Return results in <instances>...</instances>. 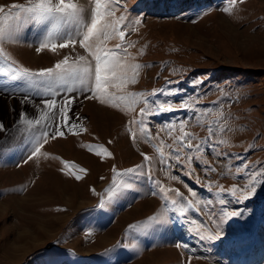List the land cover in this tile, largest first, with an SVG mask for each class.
<instances>
[{
    "label": "rangeland",
    "instance_id": "obj_1",
    "mask_svg": "<svg viewBox=\"0 0 264 264\" xmlns=\"http://www.w3.org/2000/svg\"><path fill=\"white\" fill-rule=\"evenodd\" d=\"M73 2L89 22L92 0ZM28 3L0 0V16L18 11L14 4ZM125 7L130 20H141L130 26L126 37V45L133 44L127 48L134 58L130 62L148 67L139 71L136 83L108 92L143 96L131 108L123 101L112 107L86 99L91 93H80L76 86L70 93L77 99L69 115L81 118L76 121L81 130L48 139L27 163L23 161L47 123H35L42 100H60L64 93H37L23 84L18 88L15 83L20 82L0 75V264H189V257L190 264H264V177L252 184L254 195L240 199L251 191L249 174L264 170V0H237L234 6L229 0H126L109 19L119 18ZM228 7L233 8L231 14L224 11ZM52 27L47 21L25 24L18 41L0 47L14 66L30 71L54 67L65 57L69 64H83L78 57L84 56L94 66L78 41L53 51L51 44L61 41L52 40L37 52ZM74 28L69 22L60 31ZM117 43L109 40L106 47ZM25 94L31 98L25 100ZM145 99L175 109L143 117L151 126L152 142H145L140 131ZM194 110H199L201 122L190 121L184 129L196 137L193 145L209 136L213 122L223 131L216 132L201 153H192L194 170L187 166V152L165 169L153 144L168 158L173 138L182 133L178 127L170 132L166 122L191 117ZM21 113L33 124L23 123ZM87 145H103L107 151L97 156ZM142 153L151 159L144 161ZM138 165H145L142 174L123 178L128 187L118 178V190L109 198L105 190L112 185L113 166L122 171ZM209 166L215 171L205 173ZM149 172L165 189L179 190L194 207L183 219L167 213L172 216L167 223L130 230V225H146L150 218L166 214L161 194H151L156 185L148 179ZM77 175L82 178L77 180ZM234 185L236 197L229 194ZM168 195L179 199L175 191ZM220 199L226 203L220 205ZM222 208L241 215L223 223L215 241L201 240L197 232L216 233Z\"/></svg>",
    "mask_w": 264,
    "mask_h": 264
},
{
    "label": "snow or ice",
    "instance_id": "obj_2",
    "mask_svg": "<svg viewBox=\"0 0 264 264\" xmlns=\"http://www.w3.org/2000/svg\"><path fill=\"white\" fill-rule=\"evenodd\" d=\"M237 0H229L230 5H235ZM243 3V0H239ZM92 10L90 21L86 22L83 19L82 12L83 9L73 0H29L27 6L14 4L11 7L18 9L16 12H9L3 16H0V45L7 41H18V34L20 29L28 23L35 24L39 21H47L53 24L52 29L48 32L47 37L39 43L37 47V52H40L44 48L49 47V42L52 40L61 41L59 44L52 43L51 49L56 50L57 47L65 48L69 44L74 45L77 41L80 46L89 51L90 55L93 57L95 63L94 66L91 62L86 61L84 56H79L78 61L84 62L83 64L74 63L69 64L67 57L65 59L57 62L54 67L41 69L39 71H30L27 68H22L15 65V61L10 62V57L3 51L0 47V75L7 76L15 83L16 87L26 86L29 90L35 91L37 93L43 91L44 93H55L61 95V99H44L42 104L43 109H39L41 112L40 119L36 120L35 123L40 125L42 122L46 121L43 126L45 130L36 137L35 147L31 153L23 161L27 163L37 154L41 152L43 143H46L48 139H56L57 137H64L66 132L70 130H75L79 132L80 125L76 123L77 120L81 118L72 113L70 116L72 105L77 99V97L71 96L76 86H80V93L89 92L91 95L86 96V99H98L100 103H110L112 107H118L116 101H123L127 104L129 108L134 105L138 98L143 96L142 93H126L125 95L116 96L108 92L109 88L123 89L128 84H134L137 81L139 71L143 67H148V65H141L140 63H132L130 60L134 59L130 57L127 52L128 47H132L133 44L126 45V37L129 35V28L133 25H139L141 20L139 18L134 21L130 20L126 7L117 19H109V17L114 16V9L118 10L126 4V0H92ZM226 13L231 14L233 11L232 7L225 8ZM0 12H3V6H0ZM69 22L75 24L73 30L67 32H61L60 28L62 25H67ZM135 31V27H132ZM109 40H119L114 47H106V43ZM59 89V91H56ZM3 91H7V85ZM152 95H157L154 91ZM27 94H25L24 99H30ZM62 101V102H61ZM168 103H174L168 102ZM152 107H149V105ZM144 108L141 109V119L139 124L142 126L140 131L145 133V142H152L153 137L151 135V126L146 125L143 117L152 112H162L175 111L171 107L165 109L164 103L157 104L156 101L144 100ZM188 106L184 101H181V109L187 111ZM21 121L25 124L32 125V119H25L26 113H21ZM200 123L201 115L199 110H194V114L191 117L185 116L183 120L180 121H167L170 132L174 131L177 127L181 131V135L173 138V143L175 147H172V151L168 154V158H165L164 152L161 150L160 146L153 144L156 152L159 154L160 162L165 169L172 165V161L175 160L179 163L182 157L187 152V166L190 171L192 169L191 161L193 159L192 153H201L204 149L205 144L212 140V137L216 132L223 131L222 128L216 126V123L210 124L208 126L209 136L204 140L193 145L192 141L196 139L191 133L184 131L186 124L189 122ZM4 129L3 122L0 121V130ZM86 131V129H84ZM131 138L135 140V134L133 133ZM111 143V141L109 142ZM162 144V142H161ZM171 147V146H168ZM89 151H94L97 156H101L102 153L107 150L103 145H87ZM96 149H99L97 151ZM45 155H47L45 153ZM111 153H109V156ZM144 161L148 162L151 158L145 154H141ZM219 155V154H218ZM207 163V161H205ZM70 167H76V165H66ZM145 165L134 166L127 170L117 171L115 166H113V177L112 185L106 189L109 198H112L118 190V178L121 180L123 187H128V183L123 180V178L130 175L142 174L141 170ZM80 171H86L85 169H80ZM205 173L208 171H215L214 168L209 166L203 169ZM148 179L156 185V190L152 191V195L161 194V199L165 202V215L160 219L157 217L150 218L148 224L146 225H130V230H143L145 227L149 226L151 223L155 222L158 224H164L170 221L172 216L167 215V213H173L178 219H183L185 213L194 207L191 200L187 197H183L179 190L165 189L161 186L160 181L152 177L151 173H147ZM251 191L246 195L240 197V199H248L255 194L256 188L252 186L253 183H260L259 178L264 177V170H257L249 174ZM77 180L82 177L77 175L75 177ZM101 179H104L101 177ZM172 179H177L176 176H172ZM211 186L209 185V188ZM94 191V189H93ZM169 191H175L176 197L179 199H171L168 195ZM193 197L196 196V192L189 190ZM223 186L220 188V192H223ZM220 193H218L219 195ZM230 195L236 197L237 189L234 185L229 192ZM199 201H197V204ZM226 201L224 199L219 200L220 205H224ZM103 205V201L101 202ZM171 205L169 208L168 206ZM241 215L239 210H228L227 208H222L219 213L220 224H217V231L213 235L210 232L205 231L201 234L197 232L201 240L215 241L221 236L220 227L228 219L232 217H237ZM195 223V221H193ZM215 223V221H213ZM179 247V244L177 245ZM191 257H189V264Z\"/></svg>",
    "mask_w": 264,
    "mask_h": 264
},
{
    "label": "bare ground",
    "instance_id": "obj_3",
    "mask_svg": "<svg viewBox=\"0 0 264 264\" xmlns=\"http://www.w3.org/2000/svg\"><path fill=\"white\" fill-rule=\"evenodd\" d=\"M90 138V137H89ZM72 159V158H71ZM55 162V161H54ZM15 175V174H14Z\"/></svg>",
    "mask_w": 264,
    "mask_h": 264
}]
</instances>
